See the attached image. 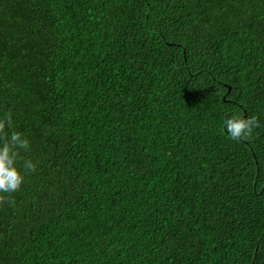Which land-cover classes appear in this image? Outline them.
Returning a JSON list of instances; mask_svg holds the SVG:
<instances>
[{"label": "trees", "instance_id": "trees-1", "mask_svg": "<svg viewBox=\"0 0 264 264\" xmlns=\"http://www.w3.org/2000/svg\"><path fill=\"white\" fill-rule=\"evenodd\" d=\"M9 111L0 264H264V0H0Z\"/></svg>", "mask_w": 264, "mask_h": 264}, {"label": "clouds", "instance_id": "clouds-1", "mask_svg": "<svg viewBox=\"0 0 264 264\" xmlns=\"http://www.w3.org/2000/svg\"><path fill=\"white\" fill-rule=\"evenodd\" d=\"M224 124L229 137L237 141L248 138L260 126L256 116L243 118L234 115L227 118ZM11 129L12 116L9 111L0 118V204H14V198L10 194L19 191L24 183V174L17 168L19 161L23 160L22 168L25 173L35 172L37 168L36 163L21 155V152L30 150V141L23 133Z\"/></svg>", "mask_w": 264, "mask_h": 264}]
</instances>
